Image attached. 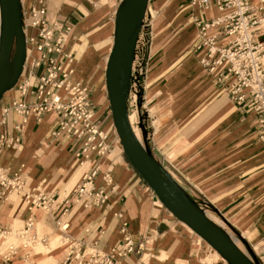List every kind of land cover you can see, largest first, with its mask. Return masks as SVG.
<instances>
[{
	"label": "crops",
	"instance_id": "obj_1",
	"mask_svg": "<svg viewBox=\"0 0 264 264\" xmlns=\"http://www.w3.org/2000/svg\"><path fill=\"white\" fill-rule=\"evenodd\" d=\"M122 1L44 0L55 37H68L65 54L72 56L71 60L64 56L63 64L71 71L70 81L83 82L91 90L95 118L108 133L111 153L103 159L92 153L85 160L80 153L83 142L66 133L55 135L58 115L46 112L40 120L30 116L21 132L19 149L7 150L0 164L12 173L26 174V190L40 186L62 200L65 195L75 198L72 191L100 161L101 172L110 169L113 176V184L107 187L108 200L89 210L74 207L65 217L70 236L86 249L110 251L129 233L137 244L147 237L151 240L143 249V254L150 257L149 264H220L221 255L163 204L124 152L107 91V70ZM250 1L253 5L259 2ZM21 2L23 9L30 10L38 0ZM201 14L191 0H149L139 38L141 42L148 25V45L143 53L148 67L141 100L148 112L147 140L156 158L201 207L209 204L240 232L241 238L256 247L264 238L261 129L257 114L238 106L224 83L217 81V73H208L201 66L205 51L199 48L201 39L193 23V17ZM216 14L213 8L202 18L209 20ZM16 91L11 89L0 100V115L2 106L15 99ZM17 99L22 100V96L19 94ZM20 120L12 111L9 122L14 134L18 133L15 125ZM97 184L106 185L102 177ZM10 199L0 198V222L18 229L34 216L37 231L53 242L49 250L34 249L35 263L60 261L67 247L55 242L61 234L56 219L65 207L63 201L52 212H46L28 210L24 194ZM139 256H128L125 262L135 264ZM15 264H22L21 256L16 257Z\"/></svg>",
	"mask_w": 264,
	"mask_h": 264
},
{
	"label": "built area",
	"instance_id": "obj_2",
	"mask_svg": "<svg viewBox=\"0 0 264 264\" xmlns=\"http://www.w3.org/2000/svg\"><path fill=\"white\" fill-rule=\"evenodd\" d=\"M258 1L253 5L250 0H191V5L202 11L201 15L193 17L201 39L199 48L205 51L200 60L201 66L208 73H217V81L224 83L238 106L257 114L261 129L258 136L264 142V0ZM213 8L217 12L214 17L209 20L202 18ZM22 10L27 60L15 85L22 100L15 98L1 108L0 159L7 150L19 149L21 132L30 116L40 120L46 112L58 115L55 135L66 133L83 142L80 153L85 160L91 158L92 153L106 158L112 147L107 131L95 118L91 90L83 82L73 84L70 81L71 71L63 64L64 56L70 60L72 56L65 54L68 37H55L54 29L48 24V8L44 0H38L30 10ZM29 97L32 99L29 100ZM12 111L21 118L15 125L17 134L12 132L9 122ZM101 164L97 161L83 176L72 191L74 199L65 195L62 200L60 196L46 193L40 186L26 190L28 176L21 172L12 173L0 164V198L8 201L12 195L24 194L29 210L39 208L46 212H52L63 201L65 207L56 219L61 231L57 240L67 247L63 258L54 264H127L125 258L134 254L140 255L135 264H149L150 257L143 254L145 245L151 243L149 237L137 244L127 233L117 246L105 251L86 249L67 233L69 222L65 217L74 207L89 210L108 200L107 187L113 184V176L110 169L101 172ZM101 177L105 186L97 184ZM39 245L49 246L50 242L47 235L37 231L34 216L27 218L18 229L0 222V258L3 264H15L17 256H21L22 264H36L32 252ZM254 250L259 264H264V238L258 246H254ZM21 252L23 255H19Z\"/></svg>",
	"mask_w": 264,
	"mask_h": 264
},
{
	"label": "water",
	"instance_id": "obj_3",
	"mask_svg": "<svg viewBox=\"0 0 264 264\" xmlns=\"http://www.w3.org/2000/svg\"><path fill=\"white\" fill-rule=\"evenodd\" d=\"M149 0H123L116 16L115 43L107 72V90L115 126L124 151L163 204L230 264H259L249 257L232 236L211 219L205 209L156 158L137 135L130 119L129 98L134 81L136 50ZM0 100L13 89L24 71L27 42L21 0H0ZM143 97V88L138 99ZM138 106L141 108L142 103ZM143 135H147L141 124Z\"/></svg>",
	"mask_w": 264,
	"mask_h": 264
},
{
	"label": "rangeland",
	"instance_id": "obj_4",
	"mask_svg": "<svg viewBox=\"0 0 264 264\" xmlns=\"http://www.w3.org/2000/svg\"><path fill=\"white\" fill-rule=\"evenodd\" d=\"M23 21H24V19H23ZM148 23H149V32H150L149 34H150V40H151L150 41V46H151V42H152V33H151L152 32V24H151L150 20L148 21ZM147 27H148V25L145 26V29H144V32H143L142 41L139 42V44H138L139 46L137 48V49H139V54L137 55V60L135 62V69H133V71L135 73V74L133 73L134 77H135V75H137V77L135 79V81H137V82L133 81V83H134V84H132L133 92H132V96H131L130 102H129V111H130L132 124H133L138 136L142 139L143 143H144V139H143V131H142L141 124H143L145 126L146 131H149L150 128H148V124H149L148 121L149 120L147 121V116H148L147 110L144 108L143 104H142L141 108L138 106V101H139L138 100V92L140 91L141 87L143 88L142 81H143L144 76L146 75V70H147V67H148V64H147L148 59L146 60V59H144L145 57H143V53H144V51H145V49L147 48V45H148ZM35 55H37V52L35 53ZM20 77H19V79H20ZM13 89H16V86ZM143 90H144V88H143ZM18 97H19V92L16 91L15 98L17 99ZM203 208L206 210V213L208 214V216L211 219H213L215 222H217L220 226H222L232 236V238L235 240L236 244L249 257H251V253H250L248 247L242 241L241 236L236 234L231 229V227L221 217H219V215H217V213H215L214 209L209 204H205V205L203 204ZM210 247H212V246L210 245ZM251 248L254 250V246H251ZM212 249H214V248L212 247ZM254 252H255V250H254ZM221 257H222V255H221ZM220 264H229V263L227 262L226 259H224L222 257V261H221Z\"/></svg>",
	"mask_w": 264,
	"mask_h": 264
},
{
	"label": "trees",
	"instance_id": "obj_5",
	"mask_svg": "<svg viewBox=\"0 0 264 264\" xmlns=\"http://www.w3.org/2000/svg\"><path fill=\"white\" fill-rule=\"evenodd\" d=\"M136 53H137V51H136ZM135 79L136 78H134V81H135ZM139 81V80H138ZM137 82V81H136ZM139 101H138V103L139 102H141V100H142V98L141 99H138ZM143 139H144V144L146 145V146H148L150 149H151V147H150V144H149V142H148V140H147V135H143ZM152 150V149H151ZM200 203H204L205 201L203 200V198L201 197V198H198V197H195ZM231 227V229L236 233V234H238V235H240V232L237 230V229H235L233 226H230ZM242 241L245 243V245L248 247V249H249V251H250V253H251V258L254 260V261H256V262H259V258L257 257V255H256V253L254 252V250L251 248V246H250V244L244 239V238H242Z\"/></svg>",
	"mask_w": 264,
	"mask_h": 264
},
{
	"label": "bare ground",
	"instance_id": "obj_6",
	"mask_svg": "<svg viewBox=\"0 0 264 264\" xmlns=\"http://www.w3.org/2000/svg\"><path fill=\"white\" fill-rule=\"evenodd\" d=\"M1 19V18H0ZM0 25H1V20H0ZM110 61V60H109ZM27 68H28V65L26 66V70H27ZM108 69H109V64H108ZM26 70H25V73H26ZM107 72H108V70H107ZM135 78V77H134ZM134 82H136V81H134ZM107 87H108V85H107ZM108 91V90H107ZM132 92H133V90H132ZM8 93V92H7ZM6 93V94H7ZM132 96V95H131ZM131 96H130V98H131ZM129 102H130V100H129ZM113 114V113H112ZM113 119H114V116H113ZM130 119H131V116H130ZM132 122V121H131ZM114 123H115V121H114ZM116 127V126H115ZM135 129V128H134ZM136 131V130H135ZM137 133V132H136ZM138 135V134H137ZM120 138V137H119ZM140 138V137H139ZM141 139V138H140ZM142 140V139H141ZM122 145H123V143H122ZM123 148H124V146H123ZM79 183V182H78ZM66 194V193H65ZM64 195V194H63ZM162 200V199H161ZM28 210H29V208H27ZM187 225V224H186ZM188 226V225H187ZM40 233V232H39ZM41 234V233H40ZM202 238V237H201ZM57 239H58V237H57ZM57 239H55V242H56V244H60L59 242H58V240ZM52 243L53 242H51L50 243V245L49 246H42V245H39V246H36L35 247V249L36 248H40V249H44V250H49L50 248H51V245H52ZM218 252V251H217ZM219 253V252H218ZM220 254V253H219ZM221 255V254H220ZM227 262L230 264V262L227 260Z\"/></svg>",
	"mask_w": 264,
	"mask_h": 264
}]
</instances>
